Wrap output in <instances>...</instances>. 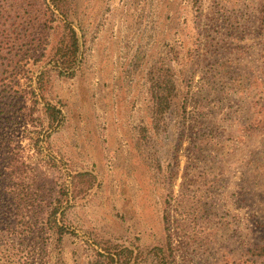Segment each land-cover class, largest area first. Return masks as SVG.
<instances>
[{
	"label": "rangeland",
	"instance_id": "1",
	"mask_svg": "<svg viewBox=\"0 0 264 264\" xmlns=\"http://www.w3.org/2000/svg\"><path fill=\"white\" fill-rule=\"evenodd\" d=\"M262 2L71 0L67 19L80 52L74 75L57 76L44 62L29 69L34 87L43 72L63 124L36 147L20 144L30 167L54 187L69 185L67 232L55 246L51 234L46 260L38 225L23 243L32 264H107L113 251L116 264H248L253 220L235 192L239 166L264 144ZM157 69L174 83L169 114L181 111L180 120L154 114ZM195 146L219 148V156L205 151L195 166ZM201 171L209 176H191ZM83 173L93 176L86 190ZM183 188L199 197L184 221L173 208ZM181 219L188 238L174 228Z\"/></svg>",
	"mask_w": 264,
	"mask_h": 264
},
{
	"label": "trees",
	"instance_id": "2",
	"mask_svg": "<svg viewBox=\"0 0 264 264\" xmlns=\"http://www.w3.org/2000/svg\"><path fill=\"white\" fill-rule=\"evenodd\" d=\"M70 4L71 0H0V264H32V251L23 243L35 233L38 225L40 252L46 260L51 234L55 236L51 245L55 246L67 232L64 213L69 202V185L62 181L54 187L52 181L30 167L25 147L20 142L32 140V146L36 147L63 124L61 110L46 97L43 72L35 78L34 87L30 83L29 69L44 62L51 65L57 76L71 78L74 75L80 64V52L78 35L67 19ZM263 6L264 0L260 9ZM150 86L154 114L171 115V120L176 117L180 120L181 111L169 114L177 104V92L168 71L157 69L150 78ZM248 122L247 132L250 130ZM195 149V153L189 151L195 166L207 157L201 153L210 151L216 155L219 152L216 147L200 152L198 147ZM215 160L217 169L218 160ZM244 164L239 166L235 192V198L244 202L253 220L244 261L264 264V144L257 151H251ZM195 166L190 167L194 170ZM78 176L88 178V184L83 187L88 189L89 178L91 182L93 176L88 173ZM191 176L199 181L209 173L201 171ZM195 182L189 179V185ZM191 193L186 188L181 189L173 204L178 214H183V221L199 201V197ZM71 194L75 198L76 193L71 190ZM166 220L163 217L165 227ZM183 221H175L174 228L177 231L179 228L180 238H188L181 229ZM106 256L107 264L118 262L115 251ZM43 264L49 263L44 261Z\"/></svg>",
	"mask_w": 264,
	"mask_h": 264
}]
</instances>
